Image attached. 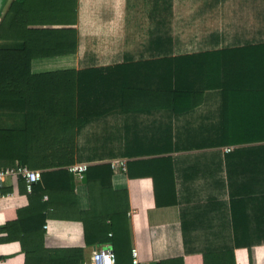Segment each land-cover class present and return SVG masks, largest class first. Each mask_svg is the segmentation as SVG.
Instances as JSON below:
<instances>
[{"label":"crops","instance_id":"1","mask_svg":"<svg viewBox=\"0 0 264 264\" xmlns=\"http://www.w3.org/2000/svg\"><path fill=\"white\" fill-rule=\"evenodd\" d=\"M75 7L73 24L54 27L76 30V52L35 60L34 72L158 62L198 53L205 75L230 69L246 75L230 84L232 96L219 94L216 79L207 83L214 87H205L188 110L174 112L170 101L163 110L152 98L123 100V107L75 128L74 144L64 147L75 155L73 163L127 161L126 170L113 169L112 176L114 189L129 194L131 257L119 258L121 264H132L133 249L138 264H264V241L239 246L236 237L264 233V0H76ZM250 73L258 78L250 80ZM257 89H262L261 97L250 92ZM25 125L24 113L0 112V127ZM160 136L174 139L171 149L177 148L154 151ZM127 137L144 139L135 156L125 154ZM137 160L147 162L134 165L133 172L146 171V176H129V162ZM156 173L163 177L158 186L161 205ZM4 192L9 197L0 201V227L30 205L22 179L9 178ZM75 193L78 209H90L84 177H75ZM48 198L44 194L40 202ZM72 210L60 205L43 210L48 215L45 245L84 248L91 258L96 246L86 244L83 222ZM111 223L108 219L103 226L108 243L115 234ZM25 263L19 241H0V264Z\"/></svg>","mask_w":264,"mask_h":264},{"label":"trees","instance_id":"2","mask_svg":"<svg viewBox=\"0 0 264 264\" xmlns=\"http://www.w3.org/2000/svg\"><path fill=\"white\" fill-rule=\"evenodd\" d=\"M75 2L5 0L0 11V112H22L26 116L23 129L0 127V167L19 162L32 168H45L42 169V178L29 192V207L18 209L17 217L0 227V241L21 243L25 264L83 263L86 257L84 248H50L45 245L43 226L48 215L43 210L59 205L61 209L72 208L76 212L75 217L84 225L86 244L96 248L108 243L105 242L108 232L104 233L103 226L109 219L112 222L109 228L115 232L110 243H114L117 253L116 264H121L119 258L131 257L129 194L127 190L114 189V170L110 162L90 164L84 174V182L92 204L87 210L77 207L75 176L67 167L75 161V155L64 150V147L74 144L75 128L84 126L92 117L99 118L109 110L123 107V100L135 103L138 98H152L159 101V108L163 110L170 107L167 105L170 101L171 108L178 113L196 106L195 100L205 87H214V83H207L216 79L219 94L232 96L235 91L228 88L230 84L246 78L244 73L232 69L208 71L205 75L199 66L198 53L159 59L158 62L138 61L80 70L34 72L35 60L76 52V30L54 27L74 23ZM257 78L256 73H250V80ZM250 92L255 96L262 95V89ZM186 100L191 103L184 106L173 104ZM133 107L131 105L130 108ZM157 140L154 151L163 153L171 149L170 142L174 139L160 136ZM144 145V139L127 137L125 154L135 156V150ZM34 147L42 152H36ZM146 162H129V176H146V171L133 172L134 165ZM153 178L157 204H164L159 200L158 191L163 177L156 173ZM44 194L49 198L42 204L40 201ZM37 202L40 207H37ZM236 237L239 246L251 247L264 241V233L261 232Z\"/></svg>","mask_w":264,"mask_h":264},{"label":"built area","instance_id":"3","mask_svg":"<svg viewBox=\"0 0 264 264\" xmlns=\"http://www.w3.org/2000/svg\"><path fill=\"white\" fill-rule=\"evenodd\" d=\"M109 162L114 170L118 168L126 170L127 168V161L125 158H114ZM90 164L89 162H76L70 164L68 169L76 178L82 179ZM42 171V169H35L19 162H16L12 166L0 167V201L9 197V195L4 192L5 183L9 178L23 179L26 183L27 190L30 192L32 191L33 185L42 178ZM132 253V264H138L136 249H133ZM90 264H116V254L112 244L105 243L97 247L91 255Z\"/></svg>","mask_w":264,"mask_h":264},{"label":"rangeland","instance_id":"4","mask_svg":"<svg viewBox=\"0 0 264 264\" xmlns=\"http://www.w3.org/2000/svg\"><path fill=\"white\" fill-rule=\"evenodd\" d=\"M85 262V263H84ZM91 262V258H87L85 257L84 261H83V264H90Z\"/></svg>","mask_w":264,"mask_h":264},{"label":"water","instance_id":"5","mask_svg":"<svg viewBox=\"0 0 264 264\" xmlns=\"http://www.w3.org/2000/svg\"><path fill=\"white\" fill-rule=\"evenodd\" d=\"M4 2H5V0H0V11L2 10V8L4 6Z\"/></svg>","mask_w":264,"mask_h":264}]
</instances>
